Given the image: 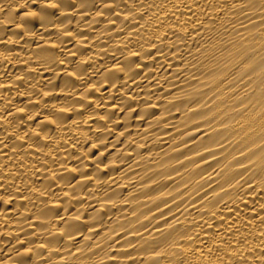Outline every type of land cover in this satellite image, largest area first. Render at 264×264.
Here are the masks:
<instances>
[{
    "label": "bare ground",
    "instance_id": "obj_1",
    "mask_svg": "<svg viewBox=\"0 0 264 264\" xmlns=\"http://www.w3.org/2000/svg\"><path fill=\"white\" fill-rule=\"evenodd\" d=\"M0 264H264V0H0Z\"/></svg>",
    "mask_w": 264,
    "mask_h": 264
}]
</instances>
